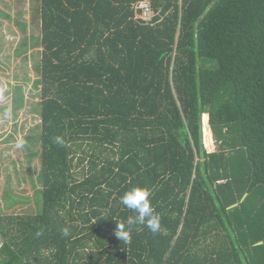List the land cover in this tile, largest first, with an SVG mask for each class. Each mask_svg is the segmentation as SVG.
Returning a JSON list of instances; mask_svg holds the SVG:
<instances>
[{
	"label": "trees",
	"instance_id": "1",
	"mask_svg": "<svg viewBox=\"0 0 264 264\" xmlns=\"http://www.w3.org/2000/svg\"><path fill=\"white\" fill-rule=\"evenodd\" d=\"M142 1H32L41 189L0 210V264H264V0ZM133 187L161 229L125 243Z\"/></svg>",
	"mask_w": 264,
	"mask_h": 264
},
{
	"label": "rangeland",
	"instance_id": "2",
	"mask_svg": "<svg viewBox=\"0 0 264 264\" xmlns=\"http://www.w3.org/2000/svg\"><path fill=\"white\" fill-rule=\"evenodd\" d=\"M32 1L16 3L15 0H2L0 3V210L6 216L35 212L36 190L41 189L36 181L41 167L39 156L36 154V157H30L31 152L39 153V142L37 145L36 142L24 143L22 148L16 147L17 142L24 141L26 136L40 135L38 129L40 117L35 112L38 109L40 97H36L38 90L36 91L33 87L39 77L36 64L41 49L29 48L26 53L15 56L24 36L27 34L31 36L27 43L29 45L32 43L33 26L28 25L32 19ZM34 11L33 9L32 16L36 15ZM5 16H9V20ZM21 22L25 23L29 30L22 32L17 25ZM38 33L39 31L34 32L35 38ZM24 80L26 81L23 82ZM16 87H22V107L19 108L13 106ZM205 143L206 149L212 152L213 143L209 133ZM27 145L31 146L30 149ZM76 170L80 172V168ZM31 179L35 181V186L32 185ZM8 180L11 193L6 191ZM8 193L12 195L11 200L17 202L7 209L5 199L8 198ZM8 200L10 201V198ZM2 241L3 238L0 237V245Z\"/></svg>",
	"mask_w": 264,
	"mask_h": 264
},
{
	"label": "clouds",
	"instance_id": "3",
	"mask_svg": "<svg viewBox=\"0 0 264 264\" xmlns=\"http://www.w3.org/2000/svg\"><path fill=\"white\" fill-rule=\"evenodd\" d=\"M56 143H62L59 137L56 138ZM24 141L17 142L16 147L22 148ZM152 193L144 187H133L126 191L120 198V203L135 213L134 216H129L126 222L117 223L115 235L119 241L125 243L131 240V226L139 224L148 228L152 233H157L161 229L160 215L155 211L151 197ZM127 225V227H126ZM42 235V231H37L36 236Z\"/></svg>",
	"mask_w": 264,
	"mask_h": 264
},
{
	"label": "built area",
	"instance_id": "4",
	"mask_svg": "<svg viewBox=\"0 0 264 264\" xmlns=\"http://www.w3.org/2000/svg\"><path fill=\"white\" fill-rule=\"evenodd\" d=\"M136 9L141 11L139 16H137L138 19H141L145 22H151L154 16V11L151 6V0H143L138 4Z\"/></svg>",
	"mask_w": 264,
	"mask_h": 264
},
{
	"label": "crops",
	"instance_id": "5",
	"mask_svg": "<svg viewBox=\"0 0 264 264\" xmlns=\"http://www.w3.org/2000/svg\"><path fill=\"white\" fill-rule=\"evenodd\" d=\"M2 0H0V3H1ZM0 10H1V6H0ZM9 17V16H8Z\"/></svg>",
	"mask_w": 264,
	"mask_h": 264
}]
</instances>
